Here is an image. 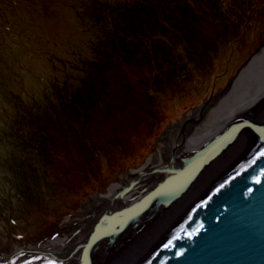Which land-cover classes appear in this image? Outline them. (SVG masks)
<instances>
[{
    "label": "rangeland",
    "instance_id": "374dc122",
    "mask_svg": "<svg viewBox=\"0 0 264 264\" xmlns=\"http://www.w3.org/2000/svg\"><path fill=\"white\" fill-rule=\"evenodd\" d=\"M263 49L264 0H0V262L72 240Z\"/></svg>",
    "mask_w": 264,
    "mask_h": 264
},
{
    "label": "bare ground",
    "instance_id": "6f19581e",
    "mask_svg": "<svg viewBox=\"0 0 264 264\" xmlns=\"http://www.w3.org/2000/svg\"><path fill=\"white\" fill-rule=\"evenodd\" d=\"M262 55L264 49L214 108L197 115L200 125L174 132L147 166L125 174L105 197L83 206L69 225L77 232L72 240L58 236L15 248L0 264H133L182 217L194 197L199 199L264 135V107L245 115L246 108L264 98V71L257 67ZM240 98L245 100L236 102Z\"/></svg>",
    "mask_w": 264,
    "mask_h": 264
},
{
    "label": "water",
    "instance_id": "95a60500",
    "mask_svg": "<svg viewBox=\"0 0 264 264\" xmlns=\"http://www.w3.org/2000/svg\"><path fill=\"white\" fill-rule=\"evenodd\" d=\"M133 264H264V135Z\"/></svg>",
    "mask_w": 264,
    "mask_h": 264
}]
</instances>
